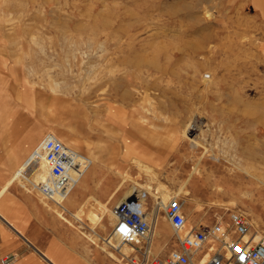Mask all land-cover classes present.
<instances>
[{"label": "rangeland", "instance_id": "1", "mask_svg": "<svg viewBox=\"0 0 264 264\" xmlns=\"http://www.w3.org/2000/svg\"><path fill=\"white\" fill-rule=\"evenodd\" d=\"M148 56L160 57L162 71L166 72L160 85L169 88L164 101L174 102L180 116L165 114L171 121L161 123L172 125L192 114L200 127L185 132L180 141L177 149L179 154H185L183 165L177 149L160 154L166 162L156 167L157 182L128 164L119 174L112 173L115 167L108 151L117 144L115 133L107 135L100 126L91 125L84 108L95 81L90 71L98 77V89L106 58L125 59L128 66H116L125 72L134 71L135 59ZM207 80L219 82L221 99L215 97V92L202 99L203 89L194 86L203 87ZM252 109H256L255 113ZM58 126L65 127L76 140L98 146V154L108 165L102 169L101 188L95 189L98 178L89 177L83 187L76 186L74 198L80 191V199L92 193L102 202L112 197L111 206L116 208L125 198L138 197L147 214L154 201L146 189L157 192L159 182L180 199L190 226L211 225L239 212L248 218L252 232L258 225L264 236V186L259 181L248 184L247 175L225 159L244 152L243 164L263 165L264 0H0V149L6 154L0 156V172L8 174L0 178L1 182L47 132H54ZM139 126L142 127L133 130L135 144L148 149L163 148V142L180 135L173 127ZM190 142H194L193 146ZM75 150L88 156L84 146ZM213 153L220 159L216 160ZM124 154L130 158L134 152ZM220 181L223 185L232 182L235 194L242 196L218 198L215 186ZM16 188L24 194L22 188ZM219 199L225 205L222 208L212 204ZM80 202L75 201L76 205ZM11 203L6 200L5 209ZM70 206L74 213L75 206ZM49 212L54 214L53 210ZM80 212L86 225H80L68 212L64 217L72 225L57 218L75 240L68 251L71 256L66 257L68 263L75 264L84 256L88 264H114L100 250L102 241L96 238L98 234L107 236L114 227L107 223L104 231L97 224L102 206L89 199ZM162 217L164 224L157 228L161 242L152 248L154 256L169 239L170 246L161 256L173 246L174 232L165 211ZM166 230L169 235L162 232ZM0 234L18 238L1 219ZM262 235L257 240L263 239ZM90 236L96 238L97 244L91 242ZM7 258L9 264H18L20 256L2 250L0 264ZM123 262L129 264L127 259Z\"/></svg>", "mask_w": 264, "mask_h": 264}, {"label": "bare ground", "instance_id": "2", "mask_svg": "<svg viewBox=\"0 0 264 264\" xmlns=\"http://www.w3.org/2000/svg\"><path fill=\"white\" fill-rule=\"evenodd\" d=\"M206 14L208 16L211 15V13L209 12H207ZM135 62L136 63L134 66L135 67L134 71L128 70L122 72L118 70L116 66H118L121 63L126 64L127 62L125 59L112 58V57L108 59L106 58L104 60V69H102V73H101L100 88L98 89L97 87H95L96 78L98 77L93 76L95 71L94 72L90 71V74L93 77L91 79L95 81L91 83L90 92L86 97V99L88 100V105L84 107L85 115L86 118L90 120L91 125H94V127L95 125L100 126L103 130V133L107 135H113L115 133L117 144L113 147L112 151H108L110 156L109 159H112L111 165L113 164V166L115 167L114 170L112 171L114 175L119 174V170L125 164H128L130 167L134 166L135 168L145 173L150 180L157 182L158 173L156 167L160 165L159 162L160 163L162 161L166 162V160L160 158V154L164 153L165 150L177 149L179 146H181L180 141L183 139V135L185 132L190 133L192 131H196L200 127L198 126V124L195 123L196 120L194 121V116L192 114L191 115L189 114V117L187 118L184 119L182 118L177 120L178 122H175L172 125L167 126L162 124L161 120L171 121L165 117V114L168 113H169L168 115L176 114L178 118L180 116H179V112L176 110L175 106L173 105L174 102H169L167 100L164 101V99L166 98V92L169 88L160 85V82L165 79L163 76L164 73H166L165 71H162L164 70V68L162 66L161 59L159 56H148L147 58H137L135 59ZM129 65H131V63H129ZM205 84L206 85L203 87H200L198 85L194 86L195 89L197 88L203 89L202 92L203 94H201L202 99L203 98L205 99L203 95L214 92L216 98H220L223 96L219 82L213 80L212 81L207 80ZM98 92L99 94L97 95ZM96 97H99V99H95ZM256 109H252L250 111H253V113H255ZM140 123L143 125L146 124L147 126H153V127H160V126L173 127V129H175L174 132L180 135H177L175 136V138L173 137L172 139L169 140L167 139L165 142H163L162 143L163 148H158V147L149 148L154 151L152 152L148 148L146 147L144 148V145L135 144L134 138L136 137L135 136L136 134L133 132V130L134 129L138 130L137 127L141 128L142 126H139ZM123 125H128V128H125ZM47 133H51L55 135L66 146L72 148L73 150L75 149L78 150V148L83 146L88 150V156L86 157L81 153H79L80 166L72 169L70 172L71 179L73 183H76V185L70 190L65 189L63 192L58 193L55 197L52 198L47 195L44 196L43 194H41L40 190H37V188L34 186L36 183L37 184L41 182L50 183L52 182V178L50 177L45 160L39 152H36V154L30 157L33 150L37 147L36 144V146L34 147L32 152L28 155V157L21 164L13 167L10 176L3 182H1L2 180H0V205L3 202H5V200H7V196L12 194L11 192L13 189H17L16 187L18 188L20 187L24 190L23 191L24 194L25 193H27L28 195L31 194L38 199V209L42 208L43 211L53 210L55 216L60 217L63 220H66L67 222H69V224L72 225V223L64 217L65 212H68L70 213V215H72V217L75 220L79 222L80 225L83 226L86 224L84 221H82V219H80L79 216L81 213L80 211L84 209L87 203H89V199L90 200L93 199L95 201V204L102 206V212L98 216V220L96 221L97 224H101L100 226L102 227V229H104V231L107 228L106 227L107 223L115 226L118 221V215H117L118 207L123 201L130 198H125V200H122L116 206V208H114L111 206L112 197L102 202L98 195L96 194L92 195L93 194L92 193L90 196H86L84 200L80 202L78 205H76L75 201L74 204H70L74 200L73 192H75L74 190L76 186L77 188L83 187L84 183L89 177L98 178V181L95 184L96 190L101 188L103 184V180H101L100 176L102 173V169L104 167H107L108 165L106 161L103 159V157H101L98 154L97 151L98 146L96 147L92 145L91 142L87 143L76 140L73 137V135L70 132H68L63 126H58V129L54 130V132H47ZM189 144L193 146L194 142H190ZM125 151L126 152L132 151L134 152V155L130 158H128L129 156L124 157V155H126L124 154ZM177 153L179 154V150ZM180 156L181 158L179 162L182 164L185 154L184 153L183 155L179 154V157ZM244 156H245L244 152L242 153L236 152L235 154H231L230 158L226 157L225 159L231 162L235 167V169H239L240 171H242L247 175L249 182L248 184H250V182L251 183L253 182L256 185V181L257 182L259 181V183H261V185L264 186V157L261 158L262 161L260 162V164H263L262 167L261 165H258L256 163H252L250 165L243 164V161L245 159ZM36 158H38V160L36 161V163H33L32 161H34ZM214 158L216 160L220 159L215 154H214ZM256 159L259 160L260 158H256ZM105 178L108 179L107 177ZM214 181H215L214 183L217 184L216 183L217 180L215 179ZM220 182L221 184L215 186L216 196L218 198L225 196H229V197L236 196L238 198L240 194L242 196V193L235 194L234 191L235 189L233 190L235 186L233 187L232 182H224L225 185L222 184V181ZM155 188H157L158 190L157 192H153V190H151L150 188L146 189L147 192L152 196L154 201V207L151 210V212L145 214L146 219L149 221L150 224V230L144 240L149 242V244L151 245L150 246L151 249L149 253L151 256H154V254L152 253V248H155L157 246L156 243L161 242L158 240L160 238V232L158 231L159 229L158 227L164 224L162 211H165L168 202L171 199L175 198V195L169 192L168 189L164 188V186L161 183L158 182ZM241 191H243V189ZM213 192L215 194V191ZM216 196L214 195V197ZM212 204L218 208H222L225 206L223 205V202L220 199L214 201ZM70 205L73 206L76 205L74 213L71 212L69 208ZM231 205L235 206L236 204H231ZM0 219L5 223V225H7L9 228L17 232V228L15 224L10 220V218H8L6 214H4L1 211V209H0ZM254 228L256 229V232L255 231L252 232L253 230L252 228L250 229L249 233L252 234L255 242H257L259 241L257 239L258 238L260 239L262 234H260L259 232L258 225H255ZM113 230L110 233H107L106 234L107 236H103L99 234L96 236L93 233L92 234L93 236H96L97 239L102 241V245H99L100 250L102 252H105L114 264H125L123 262V259H128L130 255L136 252V249L133 245L123 242L116 234H114ZM258 234H260L259 235L260 237L258 236ZM93 236H90L89 239L91 240L92 243L97 244L96 243L97 240L95 237L93 238ZM169 242L170 239L167 242H165L163 245H161L160 248L157 249L156 253L158 256H160V254H162L165 251L166 246L167 244H169ZM113 251L115 253H118L123 259L118 257V254H115Z\"/></svg>", "mask_w": 264, "mask_h": 264}, {"label": "built area", "instance_id": "3", "mask_svg": "<svg viewBox=\"0 0 264 264\" xmlns=\"http://www.w3.org/2000/svg\"><path fill=\"white\" fill-rule=\"evenodd\" d=\"M36 152L43 156L52 178L50 183L34 185L41 194L52 198L76 185L70 172L80 166L79 152L51 133L44 135L30 157ZM165 214L174 232L173 246L164 256H151V245L144 240L150 224L139 198H130L120 204L113 232L123 242L135 247L136 252L127 259L129 264H264V238L255 242L249 233L248 218L242 213L234 212L228 220L194 227L188 224L180 199L173 198L168 202ZM9 263V258L3 260V264Z\"/></svg>", "mask_w": 264, "mask_h": 264}, {"label": "crops", "instance_id": "4", "mask_svg": "<svg viewBox=\"0 0 264 264\" xmlns=\"http://www.w3.org/2000/svg\"><path fill=\"white\" fill-rule=\"evenodd\" d=\"M0 156H6L4 149H0ZM7 176L8 174L0 172V178ZM81 192L77 193L70 204L84 199H80ZM11 193L7 196V200L12 202L10 207L5 209L3 204L6 200L0 206L4 209L1 211L15 224L17 232L13 229L12 231L18 238L13 239L9 234H0V252L3 250L18 253L20 256L19 260H16L18 264H71L66 257L71 256L68 251L75 245V240L70 238L68 229L62 227L58 217L47 210L43 211L41 207L38 209V201L34 197L21 194L17 189H13ZM164 233L169 235L167 230ZM83 257L77 259L75 264H88V261L84 262Z\"/></svg>", "mask_w": 264, "mask_h": 264}]
</instances>
